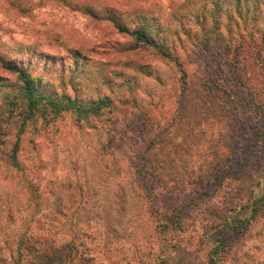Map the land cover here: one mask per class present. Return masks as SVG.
<instances>
[{
	"label": "rangeland",
	"instance_id": "obj_1",
	"mask_svg": "<svg viewBox=\"0 0 264 264\" xmlns=\"http://www.w3.org/2000/svg\"><path fill=\"white\" fill-rule=\"evenodd\" d=\"M110 16L168 29L185 83ZM228 27L233 42L246 30L261 40L264 0H0V57L41 77L46 92L113 100L89 122H29L19 168L0 156V264L27 252L29 236L74 239L71 264H163L172 245L192 252L186 264H211L214 216L234 208L246 217L250 177L264 184V140L251 128L260 113L245 103L251 90L264 96V56L235 58L221 46ZM16 81L0 64V83ZM178 214L169 246L160 226ZM214 264H264V218Z\"/></svg>",
	"mask_w": 264,
	"mask_h": 264
},
{
	"label": "trees",
	"instance_id": "obj_2",
	"mask_svg": "<svg viewBox=\"0 0 264 264\" xmlns=\"http://www.w3.org/2000/svg\"><path fill=\"white\" fill-rule=\"evenodd\" d=\"M237 5H240V3ZM236 13L241 17L239 10ZM110 19L120 33L131 37L136 49H152L161 59L177 66L181 73V79L185 83L188 73L180 59L173 53L175 48L174 41L170 37L168 29L148 17L139 18L140 22H136L133 26H129L119 17L110 16ZM221 25L216 23L215 28L221 29ZM173 32L175 33L176 31ZM201 32L204 35H209L212 31L207 32L203 28ZM228 33H230L231 38L227 40L222 36L221 46H224L228 52H232L235 58L242 56L247 51V54H252L259 60H263L264 37H260V40L259 37L256 38L252 30H246L244 33L238 32L237 35L240 39L233 42L235 37L232 36V31L229 30V27ZM209 40L208 38L207 41L209 42ZM0 64L4 69L16 75L17 78L16 83L13 85L0 83V120L2 121L0 123V156L6 157L9 165L14 168L20 167L18 153L20 151L21 135L25 132L29 122L42 119L44 124H50L65 114L75 116L78 122H89L90 119L104 117L113 103V100L109 98L85 101L78 98L73 99L63 94L58 95V93L46 92V85H43V79L34 77L27 67H21L3 57H0ZM75 64L76 70H79V65L76 61ZM250 93L248 94V101L245 103L256 114L260 113L251 128L255 134L256 143L261 144V141L264 140V124L260 125L261 122L264 123V96L254 90H251ZM234 95L239 99L237 94ZM139 175L146 178V172L142 167L139 168ZM261 176L262 174L250 177V182L253 183L254 187L252 192H254L246 205H243L239 211L240 215L245 212L247 214L246 217L235 218L230 215L231 212L235 211L234 208L226 209L214 216V221L217 225L212 226V230H214L215 234L211 235L209 233L208 235L207 233V238L211 239L213 243L209 252L211 264L218 262L220 257L226 256L233 246L239 243V240L250 231L252 225L264 218V187L261 196L256 197L255 195V190L260 188L261 185L264 186L260 182ZM244 191L247 192V190H239L237 200L245 201L242 197ZM182 206L180 205L179 208H182ZM176 216L180 217L179 214L175 215L174 219L168 217L167 219L170 221L167 222L169 223L165 222L160 226L161 233L164 236L163 240L169 246L171 243L167 238L168 231L171 225L177 227L179 224V219ZM22 244H25L24 241L21 242ZM27 246V252L25 253L20 249L18 250V258L15 259L14 264H71L78 256L74 239L62 245H55L52 242L44 243L41 238L29 236ZM171 247L174 252L164 259L163 264H186L184 253L191 256L192 252L187 249L178 250L174 245Z\"/></svg>",
	"mask_w": 264,
	"mask_h": 264
}]
</instances>
